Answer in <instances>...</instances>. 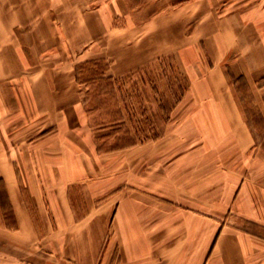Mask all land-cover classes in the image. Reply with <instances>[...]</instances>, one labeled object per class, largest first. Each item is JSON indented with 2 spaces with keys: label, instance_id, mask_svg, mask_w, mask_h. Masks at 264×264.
Returning a JSON list of instances; mask_svg holds the SVG:
<instances>
[{
  "label": "crops",
  "instance_id": "crops-1",
  "mask_svg": "<svg viewBox=\"0 0 264 264\" xmlns=\"http://www.w3.org/2000/svg\"><path fill=\"white\" fill-rule=\"evenodd\" d=\"M148 1L124 0L132 18ZM199 3L163 9L155 32L146 20L105 35L93 19L101 50L92 57L83 10L77 38L37 47L35 37L51 31L45 21L39 31L38 3L0 0V264H264V145L226 73L250 88L264 77V15L248 16L255 27L244 25L239 46L213 47L196 37L198 22L185 39L180 34L183 22L199 17L207 37L217 33ZM154 34H173L174 44L145 38ZM167 55L193 69L189 149L167 157L165 129L139 141L127 128L124 145L99 152L86 134L75 66L103 58L113 80ZM254 91L264 116V84Z\"/></svg>",
  "mask_w": 264,
  "mask_h": 264
},
{
  "label": "rangeland",
  "instance_id": "rangeland-1",
  "mask_svg": "<svg viewBox=\"0 0 264 264\" xmlns=\"http://www.w3.org/2000/svg\"><path fill=\"white\" fill-rule=\"evenodd\" d=\"M35 1L38 3L39 17L41 18V20L38 19L40 22L39 31L44 32V21L50 24L51 29L48 36L38 35L35 37L37 47L43 44L51 45V40L60 46L61 43L64 44L62 42L64 38L73 41L77 38L74 33L84 26L85 51L87 49V56L92 57H94L93 52L101 50L100 36L98 35L95 39L91 31L95 27L92 24L95 19H98L105 28V35H116L120 30H124L122 33H125L126 29L129 28H140L146 20L155 32L160 21L155 18L163 14L164 11L174 14L173 12L181 6L187 5L190 7V0H166L165 3L161 0H150L144 6L145 8L141 6L139 13L132 18L124 0ZM196 1L201 2L198 7L203 5L209 10L208 14H210L212 26L217 29V33L207 37L204 33L205 19L199 17L198 20L188 21L187 25L184 22L182 25L180 24L182 28H180V34L184 39L188 37L186 34L191 30L192 23L198 22L200 29L196 37L199 38V41L203 39L205 44H207L208 38L210 45L213 47L224 44L232 48L239 46V43L241 44L247 37L244 33L249 30L245 29L249 26L244 25L250 24L252 28L255 27V23H253L255 19H249L248 16L256 15V17H259L260 14L264 15V0H194L195 3ZM79 9L83 10L87 17H90L84 19L85 24L83 26ZM201 13L205 14V10ZM201 13H198V15ZM148 16L150 20L147 19ZM167 20V22H174V19ZM176 21L178 22V20ZM223 28L227 29V35L221 36L219 32H223ZM151 33L153 32L151 31ZM172 35L163 38V36L154 34L145 38L152 41L158 40L159 37V41L163 42L165 39L166 44L169 42L168 39H171L170 44L173 45ZM255 37L257 40L261 39L260 36ZM47 39H50V41ZM151 41L150 43H152ZM197 46L199 47V45ZM185 57L187 58V64L190 58L189 52L185 53ZM83 63H87V65L84 64L85 66L81 67L79 71L74 68V76L76 79L78 71L79 78L83 81V83H78L81 89V105L86 112V134L93 139L99 152H107L112 147L124 145L121 139H124L123 132L127 128L135 135L137 134L138 138L136 139L139 141L153 139L163 134V129H165L163 139H165L167 147V157L180 154L189 149V142L185 139L189 140L191 135L185 132L190 129L187 125L185 107H188L190 101L189 82L190 77L193 76V69L186 67L178 55H167L154 65L152 64L130 75H124L113 80L106 74L105 67L108 63L105 62V59L98 57ZM194 70H197V68H194ZM103 72L104 76L101 77ZM197 73H199V70H197ZM226 73L229 84H231V88L237 95L242 113L249 121V126L256 131H253L255 138L264 145V116L255 105L254 94V90L264 84V77L257 81L256 87L250 88L242 76L239 78L233 76L229 68L226 69ZM71 127H74V125H71ZM180 141H184L187 147L180 144ZM221 151L222 153L215 148L214 154L222 155L225 153L222 149ZM150 154L157 155V148L152 142ZM214 166H217V164Z\"/></svg>",
  "mask_w": 264,
  "mask_h": 264
},
{
  "label": "trees",
  "instance_id": "trees-1",
  "mask_svg": "<svg viewBox=\"0 0 264 264\" xmlns=\"http://www.w3.org/2000/svg\"><path fill=\"white\" fill-rule=\"evenodd\" d=\"M84 64L87 65V63H83L81 65H76L75 69H78V71H79L81 67L85 66ZM105 69L107 70V67H105ZM106 70H104V71H106ZM78 71H77V75H76V81L79 82V83H83V81L80 80V78H79ZM103 76H104V72L101 74V77H103Z\"/></svg>",
  "mask_w": 264,
  "mask_h": 264
}]
</instances>
